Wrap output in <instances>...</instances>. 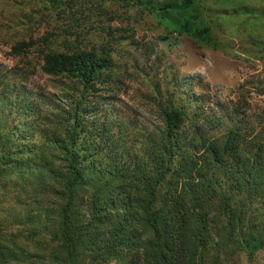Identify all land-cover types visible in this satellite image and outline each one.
<instances>
[{"label": "rangeland", "instance_id": "obj_1", "mask_svg": "<svg viewBox=\"0 0 264 264\" xmlns=\"http://www.w3.org/2000/svg\"><path fill=\"white\" fill-rule=\"evenodd\" d=\"M127 1L129 6L125 0H0V251L20 256L11 264H58L51 255L63 254L54 229L66 202L69 128L83 87L44 74L43 52L112 51L97 91L83 98L78 145L95 180L79 188L77 212L96 227L102 246L118 240L100 220L106 213L125 215L127 239H149L142 215L145 180L161 173L157 169L166 171L157 155L167 142L165 114L171 109L186 116L173 162L190 157L196 170L183 179L201 185L199 197H207L203 172L214 168L207 147H222L232 128L240 129L241 139L229 154L236 172L264 169V0H197L216 47L170 34L143 0ZM29 41L28 53H13ZM174 178L168 175L166 185L173 186ZM220 178L246 224L264 223V186H258L264 182L240 194L237 179ZM219 191L207 199L214 212L221 208ZM231 245L222 264H264L263 252L250 260ZM128 254L135 258V251ZM212 254L205 255L207 264L217 256ZM87 263L129 264L96 253L87 255Z\"/></svg>", "mask_w": 264, "mask_h": 264}, {"label": "trees", "instance_id": "obj_2", "mask_svg": "<svg viewBox=\"0 0 264 264\" xmlns=\"http://www.w3.org/2000/svg\"><path fill=\"white\" fill-rule=\"evenodd\" d=\"M49 1L52 4H59V0ZM125 1L126 6H129L130 3ZM141 5L147 7V13L170 34L187 36L199 45L217 46L210 26L203 21L197 0H161L160 2L143 0ZM52 7L57 9L56 5ZM111 35L113 39L114 33ZM33 45V41L21 42L15 45L12 51L16 55H23L28 53ZM111 53L112 51L106 48L99 52L95 48L83 50L79 47L42 53L41 70L44 74L53 77L66 76L79 82L83 87L82 101L74 109L73 121L69 128L71 150L67 164L69 179L65 187L66 202L60 211L57 228L54 229L57 231L56 239L63 246L61 248L63 254L54 253L51 255L52 259L58 264H88L87 255L92 256L96 253L102 254L103 260H119L129 264H207L205 255L216 253L217 256L213 258L211 264H222L221 256L226 254L227 247L232 246L231 243L235 246H233L235 251L238 249L243 251L250 260H254L258 253H264V223L247 225L244 216L235 211L231 205L233 195L222 190L221 173L227 178L237 179L240 194L248 188V185L255 186L258 180L264 182V169L253 172L251 166L247 167L244 173L240 170L236 172L237 167H234L230 161L229 154H234L236 144L241 142L240 129L232 128L222 147L216 142L208 145L207 149L214 161V168L207 173L203 172L207 178H204L205 189H203L207 197H199L201 185L183 179L193 177L192 171L196 170L195 166L191 165L190 157H184L185 162L178 163V166L173 162L179 157L177 139L186 120L183 112L176 108L165 114L167 142L164 143L162 153L157 155V159H161L165 164L166 171L162 173L161 169H157V172L161 173L145 180L149 187L146 188L147 201L142 206V215L150 234L149 239L141 242L140 237H136L135 234L127 239L128 221L125 215L114 219L111 213H106V217H100V220L106 219L110 224V233L118 240L114 239V243L101 245L96 227L86 222L77 212L79 188L95 180L94 177H91L93 179L88 177L84 162L85 155L78 149V145L84 121L83 98L89 91H97V82H102L104 73L111 68ZM170 174L172 177L176 175L173 186L166 185L164 181ZM109 183L110 181L108 186ZM163 188L165 189L162 190ZM216 191H219L221 196V208L214 212V209L209 207L211 205L207 204L210 203L207 199H212ZM260 194L264 196V190ZM112 198L113 194L109 204H112ZM113 202L116 204L115 201ZM130 250L135 251V258L132 260L127 259ZM11 253V250H8L7 255L0 251V264L19 261L20 256L14 254L12 256Z\"/></svg>", "mask_w": 264, "mask_h": 264}]
</instances>
